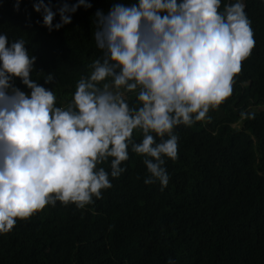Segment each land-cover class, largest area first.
<instances>
[{"label": "clouds", "instance_id": "obj_1", "mask_svg": "<svg viewBox=\"0 0 264 264\" xmlns=\"http://www.w3.org/2000/svg\"><path fill=\"white\" fill-rule=\"evenodd\" d=\"M91 7V0L33 3L49 31ZM244 9L245 0H111L106 11L92 13L100 56L59 106L53 87H45L55 85L53 73L38 83L24 39L0 32V234L57 201L84 209L101 199L110 178L125 171L129 152L142 159L143 183L163 190L165 158L178 155L174 129L209 122L251 54ZM253 116L240 113L241 120Z\"/></svg>", "mask_w": 264, "mask_h": 264}, {"label": "trees", "instance_id": "obj_2", "mask_svg": "<svg viewBox=\"0 0 264 264\" xmlns=\"http://www.w3.org/2000/svg\"><path fill=\"white\" fill-rule=\"evenodd\" d=\"M34 2L19 0L15 8L17 0H0V32L24 39L36 58L33 78L44 84L43 76L53 73L55 85L45 87H53L63 105L100 56L92 13L106 11L111 0H91V8H78L69 24L52 31ZM244 10L255 42L251 54L209 122L174 129L178 155L165 158L163 190L159 182L143 183L142 159L129 152L125 171L110 178L112 187L93 204L77 209L57 201L17 219L0 234V264H167L169 258L176 264H264V3L245 0ZM14 83L27 91L19 78ZM241 112L254 116L241 120Z\"/></svg>", "mask_w": 264, "mask_h": 264}, {"label": "rangeland", "instance_id": "obj_3", "mask_svg": "<svg viewBox=\"0 0 264 264\" xmlns=\"http://www.w3.org/2000/svg\"><path fill=\"white\" fill-rule=\"evenodd\" d=\"M261 107H258V108H253V109H260ZM213 113H215V110H211L210 109V111H209V113L208 114H213Z\"/></svg>", "mask_w": 264, "mask_h": 264}]
</instances>
